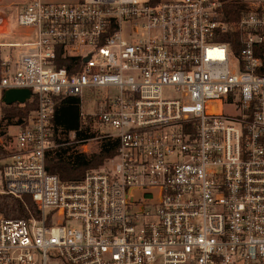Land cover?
<instances>
[{
  "label": "built area",
  "instance_id": "built-area-1",
  "mask_svg": "<svg viewBox=\"0 0 264 264\" xmlns=\"http://www.w3.org/2000/svg\"><path fill=\"white\" fill-rule=\"evenodd\" d=\"M241 1L226 23L218 0H22L9 24L32 39L0 92L38 108L0 194L39 218L0 212V264H264V0ZM56 97L118 140L72 183L46 170Z\"/></svg>",
  "mask_w": 264,
  "mask_h": 264
},
{
  "label": "trees",
  "instance_id": "trees-1",
  "mask_svg": "<svg viewBox=\"0 0 264 264\" xmlns=\"http://www.w3.org/2000/svg\"><path fill=\"white\" fill-rule=\"evenodd\" d=\"M218 1L223 3L222 20L226 23L236 22L246 7L241 0ZM235 36L236 34L229 32L218 41L231 42V39L236 38ZM59 57V67L69 68L73 64V58H62V52L59 53ZM54 100L56 103L55 115L52 120L54 147L47 154L46 170L50 174L57 175L63 182L72 183L83 179L88 170L97 169L105 161L116 156L118 140L99 138L100 135L93 130V122L91 120L84 121L81 118L78 98L56 97ZM37 108L38 102L35 96L24 105H1L0 130L4 125H14V121H17L19 126L27 123ZM71 134H74V138L71 137ZM95 139L99 140L97 152L87 154L80 150L90 140ZM7 153L4 147L0 146V159L11 154ZM0 212L10 219L39 218L36 205L29 196L16 198L0 194Z\"/></svg>",
  "mask_w": 264,
  "mask_h": 264
},
{
  "label": "rangeland",
  "instance_id": "rangeland-1",
  "mask_svg": "<svg viewBox=\"0 0 264 264\" xmlns=\"http://www.w3.org/2000/svg\"><path fill=\"white\" fill-rule=\"evenodd\" d=\"M43 1L46 3H76L79 0H43ZM21 8H22V0H0V18H6V17L14 18V16ZM13 41L17 42L16 39H14ZM1 75L2 74L0 73V77H2ZM1 105H3L2 98H1L0 106ZM90 107L88 104H85L84 106L85 110L87 111L91 110ZM0 114H1V109H0ZM93 130L96 131L99 135H102L101 134L102 128L96 123H93ZM19 132L20 129L17 121H14V125L12 126L4 125L3 129L0 130V146L4 147V149L8 152L7 154H10L13 151H15V141L17 139ZM71 137L74 138L73 134H71ZM98 147H99V140L95 139V140H90L85 146L81 147L80 150L87 154H92L98 151ZM3 159L2 158L0 159V165H3L4 163L8 162V159H4V160ZM70 225L79 226V223L72 222Z\"/></svg>",
  "mask_w": 264,
  "mask_h": 264
},
{
  "label": "crops",
  "instance_id": "crops-1",
  "mask_svg": "<svg viewBox=\"0 0 264 264\" xmlns=\"http://www.w3.org/2000/svg\"><path fill=\"white\" fill-rule=\"evenodd\" d=\"M11 19V17L0 18L1 23H4L5 26H7L2 32H0L1 76H4L7 70H14V62L23 50L22 47H19L20 44H24L32 39L26 31L17 29L13 23L9 24ZM14 39H16L17 42L13 41ZM1 98L2 93L0 92V104Z\"/></svg>",
  "mask_w": 264,
  "mask_h": 264
},
{
  "label": "water",
  "instance_id": "water-1",
  "mask_svg": "<svg viewBox=\"0 0 264 264\" xmlns=\"http://www.w3.org/2000/svg\"><path fill=\"white\" fill-rule=\"evenodd\" d=\"M31 99L32 92L29 89H8L3 94L2 103L7 106L24 105Z\"/></svg>",
  "mask_w": 264,
  "mask_h": 264
}]
</instances>
